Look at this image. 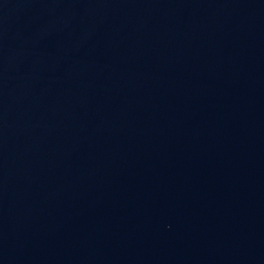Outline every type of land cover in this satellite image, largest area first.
Instances as JSON below:
<instances>
[{
	"label": "water",
	"instance_id": "95a60500",
	"mask_svg": "<svg viewBox=\"0 0 264 264\" xmlns=\"http://www.w3.org/2000/svg\"><path fill=\"white\" fill-rule=\"evenodd\" d=\"M0 264H264V0H0Z\"/></svg>",
	"mask_w": 264,
	"mask_h": 264
}]
</instances>
